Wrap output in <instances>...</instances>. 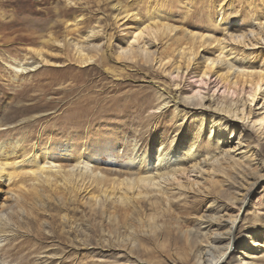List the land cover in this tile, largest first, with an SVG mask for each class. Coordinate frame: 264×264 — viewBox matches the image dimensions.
Returning a JSON list of instances; mask_svg holds the SVG:
<instances>
[{
  "label": "rangeland",
  "instance_id": "374dc122",
  "mask_svg": "<svg viewBox=\"0 0 264 264\" xmlns=\"http://www.w3.org/2000/svg\"><path fill=\"white\" fill-rule=\"evenodd\" d=\"M234 1V15L226 23H250L255 13L251 9L254 5L250 8L251 0ZM254 1L258 15L263 17L264 0ZM223 3L224 0H0V125L12 124L9 130L0 131V143L22 140L32 148L38 142L40 151L52 146L63 164L68 162L56 149L69 143L75 146L76 158L87 161L93 154L99 156L103 169H108L109 156L114 168H120L135 143L146 151L154 149L158 139L170 143L177 130L172 120L173 103L164 110L157 106L163 99L162 90L170 91L173 83L171 66L159 69L144 61H116V47L125 36L121 23L114 18L119 13L115 8L137 13L145 22L159 8L170 17V23L181 26L186 33L194 28H213L215 18L204 17L209 12L216 15ZM93 28L102 29L98 40L101 53H91L92 63L82 65L74 58L72 44L82 42ZM163 47L158 45L161 58L170 52ZM40 49L53 64L17 76L11 66L37 61L35 52ZM182 70L186 71L181 66ZM189 78L178 80L185 89L183 96L198 86ZM216 93L214 97L218 99L220 93ZM30 118L35 119L33 124L23 123ZM188 118L190 115L187 122ZM185 125L194 124L190 121ZM191 130H182L181 142H187ZM253 136V150L242 163L249 168L240 176L229 172V183L234 188L224 184V193L219 195L231 205L230 194L241 198L238 193L243 186L263 177L249 206L240 212L238 226L260 232L264 242V169L260 167V161L264 162V138L255 133ZM206 144L202 141L199 148L203 150ZM23 185L29 190L23 193L28 201L23 209L15 201L8 204L7 223L14 235L0 246V264H196L193 255L184 256L188 234L199 228L193 223L195 218L223 215L220 204H212L218 197L215 194L204 200L190 194L175 200L167 211H159L156 221L163 225L161 230L154 236H141L132 247L125 239L135 229H144L146 221L149 223L152 210L148 204H142L138 215L111 203L107 208L93 205L84 190L70 195L54 188L40 191L38 198L30 180ZM237 210L233 205L224 213L236 215ZM207 232L209 229L204 227L199 235ZM236 239L237 243L245 241V233L237 232ZM241 252L234 250V258L228 256L225 264H242Z\"/></svg>",
  "mask_w": 264,
  "mask_h": 264
},
{
  "label": "bare ground",
  "instance_id": "6f19581e",
  "mask_svg": "<svg viewBox=\"0 0 264 264\" xmlns=\"http://www.w3.org/2000/svg\"><path fill=\"white\" fill-rule=\"evenodd\" d=\"M226 1L220 4L216 15L209 12L204 17L206 20L215 18L213 28H194L186 33L182 32L181 26L170 23V17L159 8L149 14L146 22L137 13L122 11L119 6L115 8L119 13L114 18L121 23L119 26L125 36L116 47V61H144L159 69L171 66L169 75L173 83L170 91L162 90L160 98L163 99L157 109L164 110L173 103L172 120L177 130L172 141L166 143L158 139L156 147L147 151L135 143L120 168H114V161L109 156L108 169L101 167L96 154L87 161L76 158L75 146L69 143L56 149L68 162L66 164L54 155L52 146L40 151L38 142L32 148L22 140L0 143V246L14 235L13 228L7 223L11 206L8 204L15 201L23 209V204L28 201V196L23 193L29 190L22 186L30 180L38 198L40 191L54 188L68 191L70 195H78L84 190L90 194L93 205L107 208L111 203L138 215L142 204H148L152 213L149 223H145V230L135 229L125 239L132 247L141 236L158 234L163 225L157 223L156 214L167 211L165 209L171 208L175 200L190 194L204 200L215 194L218 197L212 204L219 203L223 215L195 218L193 223L199 228L188 234V251L184 256L193 255L196 264H225V259L228 256L234 258L233 251L240 249L242 264H264L262 234L250 226H238L240 212L249 206V199L263 177L243 186V191L238 193L241 198L230 194L231 205L223 202L219 195L224 193V184L234 188L229 183L232 178L229 172L240 176L249 168L250 165L242 163L253 150V133L264 138V58H261L264 57V16L258 15L256 1L249 0L250 8L254 5L251 9L255 12L250 23H226L236 8L234 0H228L227 4ZM101 30L90 29L82 42H71L76 61L88 65L94 60L91 53H101L102 44L98 42ZM160 44L164 46L163 50L170 51L164 58L158 56ZM35 58L37 61L15 63L11 68L18 76L35 71L41 65L53 64L41 49L35 52ZM181 66L185 72H181ZM186 76L198 86L183 96L185 89L178 80L183 82ZM215 93L217 96L220 93L218 99H215ZM189 115L188 122L191 121L193 126L185 125ZM32 120L35 119L23 120V123H32ZM11 125H0V131L9 130ZM189 128L191 135L183 143L179 135ZM202 141H207L203 150L199 148ZM253 152L257 155L256 150ZM260 167L264 169L263 161H260ZM19 183L20 186L14 185ZM233 205L238 208L236 215L224 213L233 209ZM204 227L209 232L199 235ZM237 232L245 233V241L236 242Z\"/></svg>",
  "mask_w": 264,
  "mask_h": 264
}]
</instances>
